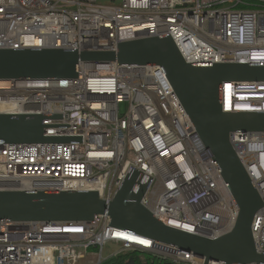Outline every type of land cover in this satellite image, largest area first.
Returning <instances> with one entry per match:
<instances>
[{
	"label": "built area",
	"instance_id": "1",
	"mask_svg": "<svg viewBox=\"0 0 264 264\" xmlns=\"http://www.w3.org/2000/svg\"><path fill=\"white\" fill-rule=\"evenodd\" d=\"M158 36L188 64H264V0H0V50L117 53ZM222 108L264 113V82L224 84ZM1 115L50 116L45 137L72 139L0 145L2 193L96 192L112 202L135 169L147 186L141 204L165 226L217 240L237 223L234 197L158 66L81 63L75 79L0 82ZM230 143L264 204V132L231 133ZM252 233L264 255V206ZM111 244L120 249L106 257ZM129 253L142 264H205L113 228L107 214L0 222V264H103Z\"/></svg>",
	"mask_w": 264,
	"mask_h": 264
},
{
	"label": "water",
	"instance_id": "2",
	"mask_svg": "<svg viewBox=\"0 0 264 264\" xmlns=\"http://www.w3.org/2000/svg\"><path fill=\"white\" fill-rule=\"evenodd\" d=\"M81 63L158 66L166 74L205 149L238 207L237 223L229 234L208 240L165 226L142 204L147 189L133 169L112 202L96 192H0V222L76 223L107 214L113 228L152 239L204 259L225 264H264L256 252L252 224L263 201L237 157L230 135L264 132V113H224L222 90L232 82H264V64H188L170 36H158L118 47V52L77 50H0V82L75 79ZM50 116H0V145L67 143L72 139L45 137ZM127 264H136L130 259Z\"/></svg>",
	"mask_w": 264,
	"mask_h": 264
},
{
	"label": "trees",
	"instance_id": "3",
	"mask_svg": "<svg viewBox=\"0 0 264 264\" xmlns=\"http://www.w3.org/2000/svg\"><path fill=\"white\" fill-rule=\"evenodd\" d=\"M139 253H129V254H124V255H119L118 257L108 259L106 262L103 264H127V262L132 258L136 262V264H142L141 259L138 255ZM148 263L147 264H171L170 262L164 261V262H157V261H152L148 257Z\"/></svg>",
	"mask_w": 264,
	"mask_h": 264
},
{
	"label": "rangeland",
	"instance_id": "4",
	"mask_svg": "<svg viewBox=\"0 0 264 264\" xmlns=\"http://www.w3.org/2000/svg\"><path fill=\"white\" fill-rule=\"evenodd\" d=\"M123 111H124V108H123ZM119 249H120L119 246L111 244V245H108V246L105 248L104 254H105L106 257H110V256L113 255L115 252H118ZM138 255L141 256L140 254H138ZM149 258L152 260V257H149ZM140 259H141V257H140ZM147 259H148V257H147ZM152 261H153V260H152Z\"/></svg>",
	"mask_w": 264,
	"mask_h": 264
},
{
	"label": "bare ground",
	"instance_id": "5",
	"mask_svg": "<svg viewBox=\"0 0 264 264\" xmlns=\"http://www.w3.org/2000/svg\"><path fill=\"white\" fill-rule=\"evenodd\" d=\"M228 89H229V88H227V90H228ZM227 106H228V105H226V108H228Z\"/></svg>",
	"mask_w": 264,
	"mask_h": 264
}]
</instances>
